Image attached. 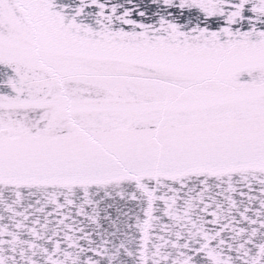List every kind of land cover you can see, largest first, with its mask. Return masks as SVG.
<instances>
[{
    "label": "snow or ice",
    "instance_id": "1",
    "mask_svg": "<svg viewBox=\"0 0 264 264\" xmlns=\"http://www.w3.org/2000/svg\"><path fill=\"white\" fill-rule=\"evenodd\" d=\"M0 264H264V0H0Z\"/></svg>",
    "mask_w": 264,
    "mask_h": 264
}]
</instances>
